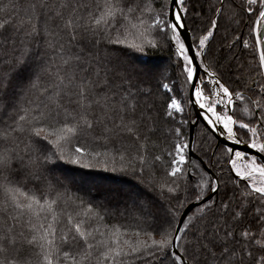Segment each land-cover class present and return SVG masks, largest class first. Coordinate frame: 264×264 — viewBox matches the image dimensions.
Wrapping results in <instances>:
<instances>
[{
	"label": "snow or ice",
	"instance_id": "snow-or-ice-1",
	"mask_svg": "<svg viewBox=\"0 0 264 264\" xmlns=\"http://www.w3.org/2000/svg\"><path fill=\"white\" fill-rule=\"evenodd\" d=\"M0 264H264V0H0Z\"/></svg>",
	"mask_w": 264,
	"mask_h": 264
},
{
	"label": "trees",
	"instance_id": "trees-1",
	"mask_svg": "<svg viewBox=\"0 0 264 264\" xmlns=\"http://www.w3.org/2000/svg\"><path fill=\"white\" fill-rule=\"evenodd\" d=\"M192 6L196 11H199V5L201 3V0H191ZM197 26H199L200 21L197 20ZM231 37H229L230 39ZM227 41L224 39L223 35V28L217 32L215 38L212 40L211 43V49L213 52H215L216 57L218 58V64L215 65L216 69L220 72V74L223 76L225 81H228L230 76H232L234 72V67H229L230 61L228 57L231 55V53L228 52L226 47ZM238 48L236 46L233 47V52H237ZM169 51L166 49H147L145 53H132L133 57L139 56V62H147L150 66H153L155 68H158L161 71L168 70L170 60H169ZM161 65L164 66V69H160ZM171 74L173 76L176 75L178 72V69L172 68ZM144 88L151 87L152 89V95L148 97L149 100L155 99L157 101V108H160V101L164 98L163 92L160 89H157L155 81L151 83H146L142 85ZM233 87H236V85H233ZM144 98L141 97V100ZM162 111V109H161ZM185 119H193V114L191 110L187 112L185 115ZM184 132L186 136H189V124L185 126ZM193 140L197 144L203 143V147L206 150L207 154L210 155L213 147L218 143V139H213L211 136H209L203 127V124L198 125L193 130ZM195 154V153H194ZM197 155V154H195ZM202 159H207V156L203 153L199 154ZM72 167V166H67ZM59 175V173H57ZM101 176L108 177V179H105L102 181L103 187L100 191L93 190L91 193V196H87L83 191H81L79 194L84 196L85 199H94L96 201H105L110 202L115 205L123 206L124 200H125V191L122 188L117 187V185L122 186H131L136 185V187L143 193H145L150 199L156 200L157 203H160L158 199L157 193L150 192L148 189H146L143 185L138 184V182L129 176H125L123 174L119 173H100ZM63 182L68 185V188L70 192H76V185H74L72 182H69L65 179V177H61ZM110 190L115 191L116 193V201H111L110 199L105 198L104 194ZM63 219V218H62ZM117 221H109V223H116Z\"/></svg>",
	"mask_w": 264,
	"mask_h": 264
},
{
	"label": "rangeland",
	"instance_id": "rangeland-1",
	"mask_svg": "<svg viewBox=\"0 0 264 264\" xmlns=\"http://www.w3.org/2000/svg\"><path fill=\"white\" fill-rule=\"evenodd\" d=\"M164 69V66L163 65H161V67H160V69ZM191 112H192V114H193V119H191L190 120V122H189V126H191V125H193V130L195 129V127H197L198 125H200L201 123L200 122H198L197 124H193L192 122L194 121L195 122V116H194V112H193V109L191 110ZM202 125V124H201ZM192 135H193V133H192ZM223 141H222V139H218V143H222ZM194 156H195V154H193ZM66 179V178H65ZM67 181H69V182H71V180L70 179H66ZM117 187H119V188H122L123 190H126V189H128L130 186H122V185H117ZM114 193H116L115 191H113V190H110V191H108V192H106L105 194H104V196H105V198H107V199H110L111 201H116V196H115V194Z\"/></svg>",
	"mask_w": 264,
	"mask_h": 264
},
{
	"label": "water",
	"instance_id": "water-1",
	"mask_svg": "<svg viewBox=\"0 0 264 264\" xmlns=\"http://www.w3.org/2000/svg\"><path fill=\"white\" fill-rule=\"evenodd\" d=\"M190 42V41H189ZM194 112V116H195V124H197L198 122H200L201 124H203L204 122L199 118L197 112V109H193ZM193 125L189 126V136L193 139Z\"/></svg>",
	"mask_w": 264,
	"mask_h": 264
}]
</instances>
